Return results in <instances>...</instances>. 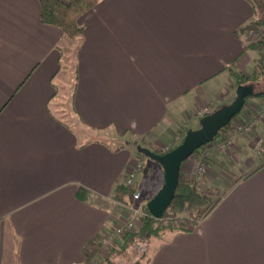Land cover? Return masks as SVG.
<instances>
[{
  "label": "crops",
  "instance_id": "crops-1",
  "mask_svg": "<svg viewBox=\"0 0 264 264\" xmlns=\"http://www.w3.org/2000/svg\"><path fill=\"white\" fill-rule=\"evenodd\" d=\"M254 19L247 0H96L68 38L40 22L37 0H0V264H92L126 215L114 194L134 161L107 140L165 148L199 110L231 102L232 71L251 75L264 54L248 47ZM70 79L64 120L52 105ZM209 158L219 202L152 239L143 264H264V117Z\"/></svg>",
  "mask_w": 264,
  "mask_h": 264
},
{
  "label": "trees",
  "instance_id": "trees-1",
  "mask_svg": "<svg viewBox=\"0 0 264 264\" xmlns=\"http://www.w3.org/2000/svg\"><path fill=\"white\" fill-rule=\"evenodd\" d=\"M247 1L253 9L255 19L251 21L246 30L252 33H263L260 41H254L248 45V47L256 49L259 45L264 46V0ZM37 2L41 23L59 28L65 37L75 38L82 32V26L79 25L78 20L93 8L96 0H37ZM231 75L234 78L233 99L238 85L250 86L257 83L261 84V89L255 92V96H264V54L256 59V70L251 75L243 76L234 71ZM242 110L236 116L242 113ZM231 131V122H229L219 130L214 140L227 137L231 134ZM201 148L195 150L193 154L199 153ZM152 151L158 154L161 153L157 149H152ZM162 183L163 178L159 188ZM125 193L126 189L123 184L116 186L115 200L122 202ZM76 195L78 198L83 199L86 192L83 189H78ZM218 202L219 198L213 200L211 196L198 192L190 186L180 169L174 197L162 218H153L146 207L143 206L145 216L142 218L140 225L135 231L120 235L116 241L110 244L108 252L103 257L105 264H143L147 259V252L152 239L159 237L165 231L187 230L196 226L214 209ZM183 221L186 223L185 227Z\"/></svg>",
  "mask_w": 264,
  "mask_h": 264
},
{
  "label": "rangeland",
  "instance_id": "rangeland-1",
  "mask_svg": "<svg viewBox=\"0 0 264 264\" xmlns=\"http://www.w3.org/2000/svg\"><path fill=\"white\" fill-rule=\"evenodd\" d=\"M263 33L260 32V33H256L254 32L252 34V36H250V40H253L254 38H256L255 41H260V38L262 37ZM260 46V45H259ZM258 46V47H259ZM257 47V48H258ZM260 50H264V46L262 49ZM72 58V56H71ZM73 59L72 61H69L68 63V55H67V52H65L64 50H62V58H61V71H60V76H64V78H66L65 76H69L72 77L73 74L71 75L69 72L72 71V66H73ZM69 65V72L65 69H67V66ZM71 80V79H70ZM55 83H59V78L56 79ZM72 83V80L71 82H68V84L65 86L63 85H58L57 86L59 87V91L62 90V88L64 89V96H61L60 95V98L56 99L55 100V105H52V110L54 111V113L56 114V116H58L59 118H62L64 120H67V119H71V118H74L73 117V114L72 112H70V108L67 107L68 106V101H69V95H70V86ZM62 92L60 91V94ZM264 97V96H263ZM233 100V99H232ZM247 100H249V98H247ZM259 101V100H257ZM257 101H252V102H257ZM232 102V101H231ZM229 102V103H231ZM228 103V104H229ZM247 103V102H246ZM215 109H213L214 111ZM245 110V109H244ZM67 118V119H66ZM235 117H233L231 119V136L233 134V129L232 126H233V119H235ZM75 119V118H74ZM198 122L199 120H197V122L195 123V125H191V126H188V127H185V129L183 130V132H181L180 134H175L174 136V139L172 140L171 144H169L167 147L165 148H157L158 150L159 149H162V150H166L167 148H173L174 146H176L182 139V137L184 136L185 132L189 129H195V128H198ZM70 123V120L68 122V124ZM70 125L74 126V130L78 129L79 125H77V123H70ZM76 127V129H75ZM186 130V131H185ZM87 133H89V131H87ZM80 134V132H79ZM91 133H89L90 135ZM230 135H228L227 137L225 138H217V139H213L211 142H214V141H217V140H223V139H227L228 137H230ZM238 136H244V135H237L234 137V140L236 137ZM109 143H110V146H112V148H120L122 146H125V145H129V148L133 151V155H134V161H133V165L130 169L134 170L137 165L139 166L137 169H136V177L134 178V182L131 186H125L124 185V181H123V185L125 186V189H126V193L123 197V200L122 202H120V204H124L125 205L129 202H131V204L133 205V207H139L140 206V202L143 201L144 198H146L147 200L151 199L152 196L157 192V190L159 189V185L161 183V180H162V169L160 167V165L156 162V161H153L149 158H147L146 156H144L143 154H141L140 152H138L137 150V147L138 146H141V147H146L148 148L149 146L147 145H144L142 143V141H139V142H131L129 139L127 138H119V137H112L110 138L109 140H107ZM209 142V143H211ZM208 143V144H209ZM207 145V144H206ZM203 147V146H202ZM234 147V141H233V146ZM255 147V146H254ZM150 149V148H148ZM152 150V149H150ZM256 150V149H255ZM228 150H225V151H221V152H226ZM163 151H161L162 153ZM257 152V151H256ZM212 154H210L211 156ZM209 156V157H210ZM192 157V160H195L193 158H195V155L194 156H191ZM207 158V161H208V167L209 169H207V171L204 173L202 179H201V184H200V192L202 193H208L211 195V199H218L219 196H220V193L223 192L224 190H221L220 193L214 191V190H211V189H208L207 188V185H206V178H207V175L209 172H211V164H210V158ZM149 164V165H148ZM191 171H193V166H191V163L189 162V160L187 162H184L181 166V173L182 175L184 176V178L188 181L189 178L192 176L191 175ZM228 175L232 176V174L230 173H227ZM136 192H139L140 193V198L138 201H133L132 200V195ZM125 205H124V208H125ZM121 207V205H120ZM123 208V207H122ZM141 208H143V205H141ZM126 210V208H125ZM130 213V211H129ZM127 218V215H123L122 213V220L120 222H117L118 223H121L123 221H125ZM182 223H185L184 221ZM116 224V225H117ZM184 226H186V223L184 224ZM109 250V246L107 247H104L102 245H100V247L97 249V252L93 253V259H92V264H105L104 260H103V257L104 255L108 252ZM128 260V258H127Z\"/></svg>",
  "mask_w": 264,
  "mask_h": 264
},
{
  "label": "water",
  "instance_id": "water-1",
  "mask_svg": "<svg viewBox=\"0 0 264 264\" xmlns=\"http://www.w3.org/2000/svg\"><path fill=\"white\" fill-rule=\"evenodd\" d=\"M253 96L255 94L251 86L238 85L235 89V98L231 103L201 117L198 128L187 130L181 141L166 152L158 154L146 147H137L138 152L156 161L162 169L163 183L145 204L148 213L153 218H162L170 205L178 183L181 164L195 150L211 142L219 130L224 128L241 111L246 99Z\"/></svg>",
  "mask_w": 264,
  "mask_h": 264
},
{
  "label": "built area",
  "instance_id": "built-area-1",
  "mask_svg": "<svg viewBox=\"0 0 264 264\" xmlns=\"http://www.w3.org/2000/svg\"><path fill=\"white\" fill-rule=\"evenodd\" d=\"M257 102L249 103L245 106V110L238 115L235 119H233V134L232 136L228 137L227 139L217 140L211 142L205 146H203L199 153L191 154L184 162L191 163L193 166V171H191V177L189 178L188 182L189 185L194 187L198 192L200 190L201 179L204 173L209 169L207 158L210 154L214 152H221L225 150H230L233 146L234 137L237 135H250L255 126L259 123V121L264 117V97L258 99ZM213 112L212 109L208 107H204L203 109L197 112V117L200 119L201 117L210 114ZM254 146L257 152L263 151V144L262 141L259 139H255ZM170 148L166 150H162L163 152L168 151ZM162 152V153H163ZM195 155V160H192L191 156ZM183 162V163H184ZM182 163V164H183ZM181 164V166H182ZM139 166L130 171L127 175L124 185L131 186L134 182V178L136 177V169ZM181 169V168H180ZM140 198V193L136 192L132 195L133 201H138ZM146 202H140L139 207H133L131 202L125 205L126 208V215L127 218L125 221L118 223L115 225L110 231H108L101 240V245L104 247L110 246V244L118 239V237L126 232H133L137 229L140 225L142 218L145 216L141 205L145 206ZM130 211V213H129Z\"/></svg>",
  "mask_w": 264,
  "mask_h": 264
},
{
  "label": "bare ground",
  "instance_id": "bare-ground-1",
  "mask_svg": "<svg viewBox=\"0 0 264 264\" xmlns=\"http://www.w3.org/2000/svg\"><path fill=\"white\" fill-rule=\"evenodd\" d=\"M243 106H244V105H243ZM242 108H243V107H242ZM241 110H242V109H241ZM242 112H243V110H242ZM240 114H241V113H240ZM240 114H239V115H240ZM236 117H237V116H236Z\"/></svg>",
  "mask_w": 264,
  "mask_h": 264
}]
</instances>
